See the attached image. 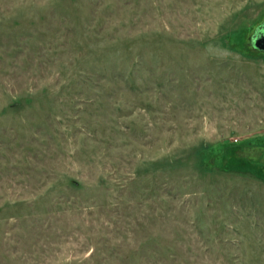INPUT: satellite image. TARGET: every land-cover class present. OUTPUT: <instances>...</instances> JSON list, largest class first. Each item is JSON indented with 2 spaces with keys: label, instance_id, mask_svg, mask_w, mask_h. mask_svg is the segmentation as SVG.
<instances>
[{
  "label": "rangeland",
  "instance_id": "rangeland-1",
  "mask_svg": "<svg viewBox=\"0 0 264 264\" xmlns=\"http://www.w3.org/2000/svg\"><path fill=\"white\" fill-rule=\"evenodd\" d=\"M264 0H0V264H264Z\"/></svg>",
  "mask_w": 264,
  "mask_h": 264
},
{
  "label": "water",
  "instance_id": "water-1",
  "mask_svg": "<svg viewBox=\"0 0 264 264\" xmlns=\"http://www.w3.org/2000/svg\"><path fill=\"white\" fill-rule=\"evenodd\" d=\"M252 44L255 48L264 50V25L254 33Z\"/></svg>",
  "mask_w": 264,
  "mask_h": 264
},
{
  "label": "trees",
  "instance_id": "trees-1",
  "mask_svg": "<svg viewBox=\"0 0 264 264\" xmlns=\"http://www.w3.org/2000/svg\"><path fill=\"white\" fill-rule=\"evenodd\" d=\"M263 25H264V24H262L260 27H257L256 30L260 29ZM256 30H255V32H256ZM252 37H253V36H252ZM251 44H252V39H251ZM252 46H253V44H252Z\"/></svg>",
  "mask_w": 264,
  "mask_h": 264
}]
</instances>
